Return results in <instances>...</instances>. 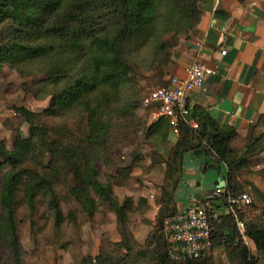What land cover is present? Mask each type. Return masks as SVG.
<instances>
[{
    "label": "trees",
    "instance_id": "1",
    "mask_svg": "<svg viewBox=\"0 0 264 264\" xmlns=\"http://www.w3.org/2000/svg\"><path fill=\"white\" fill-rule=\"evenodd\" d=\"M161 6L170 9L169 17L173 22L170 18L168 25L172 30L174 20L180 27L178 30L185 33L201 20L196 3L189 0H0V71L4 64L31 65L47 75L42 83L52 88L51 104L42 113L17 108L31 124L30 136L17 134L11 149L0 140V169L9 166L6 174L0 177V243L14 257L19 258L21 252L18 210L22 205L34 208L41 196L46 197L54 210L55 226L60 228L65 217L57 186L65 183L71 173L76 180L73 194L81 201L85 212L90 217L99 212L97 200L90 195V190L94 189L99 199L109 201L114 208L122 236L113 244L115 257L111 253L104 257L101 252L84 257L82 264H120L127 258H140L146 253L135 251L138 242L128 227L132 222V199L126 197L120 202L110 180L100 179L94 162L101 151L113 149L108 121H101L99 117L118 101L121 88L130 79L132 54L156 35L157 23L162 17ZM176 16L178 20L174 19ZM165 17L169 18L168 14ZM80 104L86 106L93 120V129L88 136L72 131L65 124L59 129L38 121L42 117L63 116ZM178 127L179 139L167 160V181L162 187L161 200L163 213L159 215L156 230L161 229L166 217L176 213L170 204L186 152L205 145L226 164L227 185L224 193L215 199L217 207H224L228 205L230 194L244 192L239 189L238 171L248 164L250 156L264 151V131L255 134L256 130L264 128V115L253 133L245 137L246 144L242 149L233 146L240 139L236 129L221 124L202 106L190 108V114L179 120ZM149 130V135L160 141L173 128L168 119L161 117ZM44 153L49 155L47 174L27 164L36 155ZM128 169L126 176L133 167ZM213 224L214 245L219 242L218 238L223 242H235L239 232L230 213L220 214ZM227 229L231 231L230 235L226 234ZM246 233L264 257V222L248 221ZM153 237L157 240V234ZM163 237L162 249L151 250L160 264H198L200 259L172 261L164 232ZM153 243L150 242L149 247ZM123 249L127 252L123 253ZM240 253L245 264L254 263L249 246L244 244Z\"/></svg>",
    "mask_w": 264,
    "mask_h": 264
},
{
    "label": "rangeland",
    "instance_id": "2",
    "mask_svg": "<svg viewBox=\"0 0 264 264\" xmlns=\"http://www.w3.org/2000/svg\"><path fill=\"white\" fill-rule=\"evenodd\" d=\"M195 2L202 15L201 4L203 0H189ZM167 7V6H166ZM162 17L157 23V33L143 47L130 57L133 71L130 79L120 90L118 101L99 117L101 121H108L109 141L113 142L111 151H101L95 158V168L101 180H110L116 197L122 202L127 190L125 185L131 173L126 176L129 167L133 169L142 165L145 159L153 155V143L157 138L149 135L153 116L143 106V98L152 89L168 85L171 77L173 55L180 44L195 31L190 29L187 33L178 30L177 21L174 20L173 30L168 23L173 18L169 17L170 9L161 6ZM168 14L169 18L165 15ZM177 15V14H176ZM177 17V16H176ZM171 18V19H170ZM174 19H179L174 18ZM177 32V33H176ZM47 78L44 72L36 67L14 66L4 64L0 71V132L5 137L0 138L11 149L17 134L23 137L30 136L31 124L17 112L18 107L42 113L52 101L51 87L42 83ZM152 118V119H151ZM40 123H48L57 128L65 124L72 131L88 136L93 129V120L86 106L80 104L69 110L65 115L58 117L39 118ZM59 128V129H60ZM58 129V130H59ZM264 131V128L255 131V134ZM253 131L248 135L250 136ZM238 139L233 146L242 149L246 144ZM49 155H36L27 164L41 173L49 172L47 165ZM9 166L0 169V177L4 176ZM240 191L249 192L253 196V206L243 214L248 221L253 220L258 224L264 222V151L249 157L248 164L238 171ZM76 180L71 173L65 183L57 186L60 206L65 220L60 228L55 226L54 210L47 203V198L41 196L34 208L22 205L18 210V235L21 243L20 257H14L0 243V264H82L86 256H102L111 253L115 257L113 244L119 236L115 210L109 201H102L94 189L90 195L98 202V213L94 217L85 212L81 201L73 194ZM224 213L228 208L224 207ZM164 221V220H163ZM164 223V222H163ZM163 223L161 229L156 227L150 230L146 241L138 242L135 251L146 252L140 258H127L120 264H160L151 250L164 246ZM149 224V223H148ZM138 229V228H137ZM139 234L141 230L138 229ZM137 232V233H138ZM157 234V240L153 239ZM236 233L235 242H223L218 238L212 253L198 261V264H245L240 250L244 244L249 246L253 264H264V257L260 254L254 242L246 243ZM242 238V237H241ZM141 239V237H140ZM142 240V239H141ZM154 241L152 247L149 243ZM157 241V242H156ZM147 250V251H146ZM123 253L127 250L123 249ZM107 253V254H106ZM133 258V256H132Z\"/></svg>",
    "mask_w": 264,
    "mask_h": 264
},
{
    "label": "crops",
    "instance_id": "3",
    "mask_svg": "<svg viewBox=\"0 0 264 264\" xmlns=\"http://www.w3.org/2000/svg\"><path fill=\"white\" fill-rule=\"evenodd\" d=\"M201 10L195 31L174 52L170 75L184 77L194 61L211 67L214 72L202 87L190 92L189 106L208 109L221 124L233 126L243 139L264 115V0H203ZM223 49L227 50L225 55ZM146 109L152 114V107ZM4 135L0 132V138ZM178 139L179 132L170 130L153 143L155 158L145 159L127 179L124 195L132 199L128 227L138 242L148 239L163 213L167 160ZM227 169L205 145L186 152L171 208L177 212L208 197L217 187L225 189ZM118 233L116 241L122 239Z\"/></svg>",
    "mask_w": 264,
    "mask_h": 264
},
{
    "label": "built area",
    "instance_id": "4",
    "mask_svg": "<svg viewBox=\"0 0 264 264\" xmlns=\"http://www.w3.org/2000/svg\"><path fill=\"white\" fill-rule=\"evenodd\" d=\"M223 55L226 49L221 51ZM184 77L172 76L170 83L152 89L143 98L145 108H153V119L166 118L173 130L178 132L179 120L186 119L190 114L189 94L192 90L201 88L206 78L214 71L201 61H194L186 68ZM197 126L196 123H194ZM225 189L217 187L208 197L199 202L191 203L175 214L165 218L163 232L167 242V251L172 261L181 263L188 260L202 259L209 256L214 249V221L224 214L228 208L234 219L236 228L242 239L249 243L247 236V220L243 217L253 206V196L249 192L229 195L228 205L217 207L215 199L224 193Z\"/></svg>",
    "mask_w": 264,
    "mask_h": 264
},
{
    "label": "water",
    "instance_id": "5",
    "mask_svg": "<svg viewBox=\"0 0 264 264\" xmlns=\"http://www.w3.org/2000/svg\"><path fill=\"white\" fill-rule=\"evenodd\" d=\"M226 234L227 235H230L231 234V231L229 229L226 230Z\"/></svg>",
    "mask_w": 264,
    "mask_h": 264
}]
</instances>
